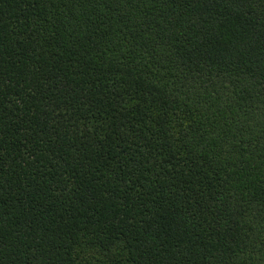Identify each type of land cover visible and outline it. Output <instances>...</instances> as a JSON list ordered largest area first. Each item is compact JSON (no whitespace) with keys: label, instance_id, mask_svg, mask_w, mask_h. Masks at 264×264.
I'll return each instance as SVG.
<instances>
[{"label":"trees","instance_id":"obj_1","mask_svg":"<svg viewBox=\"0 0 264 264\" xmlns=\"http://www.w3.org/2000/svg\"><path fill=\"white\" fill-rule=\"evenodd\" d=\"M0 264H264V0H0Z\"/></svg>","mask_w":264,"mask_h":264}]
</instances>
